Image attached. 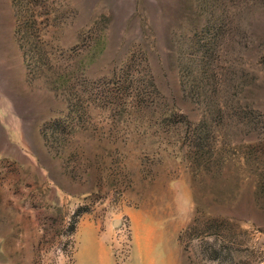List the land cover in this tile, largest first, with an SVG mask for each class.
Instances as JSON below:
<instances>
[{"label":"rangeland","instance_id":"374dc122","mask_svg":"<svg viewBox=\"0 0 264 264\" xmlns=\"http://www.w3.org/2000/svg\"><path fill=\"white\" fill-rule=\"evenodd\" d=\"M0 264H264V0H0Z\"/></svg>","mask_w":264,"mask_h":264}]
</instances>
